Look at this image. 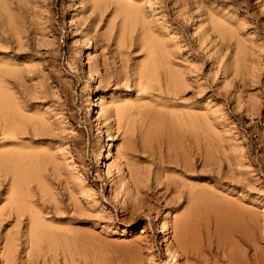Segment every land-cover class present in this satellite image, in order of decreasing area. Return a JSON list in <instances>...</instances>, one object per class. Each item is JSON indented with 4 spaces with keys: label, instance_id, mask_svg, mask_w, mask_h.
Listing matches in <instances>:
<instances>
[{
    "label": "rangeland",
    "instance_id": "obj_1",
    "mask_svg": "<svg viewBox=\"0 0 264 264\" xmlns=\"http://www.w3.org/2000/svg\"><path fill=\"white\" fill-rule=\"evenodd\" d=\"M0 2L23 20L22 49L0 41V90L22 116L12 129L0 107V264H264V0ZM150 45L156 80L139 77ZM179 122L197 135L167 138ZM166 153L215 174L158 173L196 186L182 247L170 228L188 197L153 183L120 207L127 166L154 182ZM13 156L32 173L15 176Z\"/></svg>",
    "mask_w": 264,
    "mask_h": 264
},
{
    "label": "bare ground",
    "instance_id": "obj_2",
    "mask_svg": "<svg viewBox=\"0 0 264 264\" xmlns=\"http://www.w3.org/2000/svg\"><path fill=\"white\" fill-rule=\"evenodd\" d=\"M20 6H18L19 8ZM11 7H9L8 3L7 4H4L3 2H0V41L2 42V46H6V47H17V50L19 49H22V42H21V39H20V36H21V27L19 26V23L22 24L21 22V17L17 16L15 14L12 13L11 11ZM17 12V11H16ZM23 21V20H22ZM18 23V25H17ZM29 28V30H27V32H29L31 34V39L34 41L35 39V21L32 19L30 20L28 23L25 22ZM22 27H23V24H22ZM24 29V28H23ZM22 37V36H21ZM31 40V42H33ZM156 45V44H155ZM152 46V47H151ZM148 54L150 56V58L146 61V63L142 64L141 65V69L139 71V77H147V78H150L152 80H156L157 79V75H158V71H159V67H160V60L158 58V55H164V51L163 49H161L160 47H154L153 45H150L149 49H148ZM167 55V53H166ZM167 71V70H166ZM165 71V73H166ZM168 72V71H167ZM170 72V73H169ZM169 76L170 78H166L165 79V82H164V87H166L167 90H171L172 93L175 92V91H179V89L181 88L180 86V82H178L177 80V74L175 72H173L172 70H169ZM193 72V71H191ZM189 74V71L187 72V75ZM92 77V76H91ZM90 77V78H91ZM175 88V89H174ZM2 90H0V107H1V111L2 113L4 114V118L7 120V123H10L11 125L13 124L12 126V129L15 127L16 124L19 125V123L22 121L20 115L18 114L17 112V109L13 103V101L8 98V96L6 94H4V92H1ZM186 117V116H185ZM188 118V117H186ZM175 120H177V118H174ZM30 120V119H29ZM30 123V122H29ZM184 124V123H183ZM183 124H179L176 126L175 129H172L171 127V130L169 131L168 133V129L170 128H167L166 129V133L167 134V138L168 136L171 134L172 137L174 139L177 140L176 136H179L177 135L178 133L180 135H182V130H185L183 127L185 126V128L189 131V133L194 137L197 135V128L194 127L192 124H189V125H183ZM7 128V127H6ZM5 128V129H6ZM174 128V126H173ZM160 129V128H158ZM158 129H155L154 131H157ZM200 129V128H199ZM6 131V130H5ZM174 131V132H173ZM178 131V132H177ZM208 131V130H207ZM202 132V131H201ZM205 134V133H204ZM100 135V134H99ZM166 138V139H167ZM99 140V139H98ZM163 140V139H162ZM160 140V142L162 141ZM172 140V139H171ZM165 141V140H164ZM179 142V141H178ZM177 144V142H174ZM167 144V143H166ZM172 144V143H171ZM182 144H180L181 146ZM165 146V144H164ZM168 147V146H167ZM166 147V148H167ZM172 148V147H171ZM181 148V147H180ZM193 149V151L196 149L198 150L199 147L198 145H194L191 147ZM162 149V147H161ZM175 149V148H174ZM173 149V150H174ZM209 149V148H208ZM169 150V149H168ZM180 150V149H178ZM166 151V150H165ZM205 151V150H204ZM210 151V150H209ZM161 152V151H160ZM163 152V151H162ZM169 152V151H168ZM176 152V151H175ZM206 152V151H205ZM170 153V152H169ZM169 153H166V155L168 154V157L166 159H163L161 158L160 156L158 157L159 159V163H161L160 167L157 168V171L155 173V176H154V182H153V178L151 179V181H148V182H143L142 179L140 178V176H138V174L136 172H134V170H132L131 167H129V165L127 166V170H128V176L130 177V183L131 185L129 186H126V185H123L124 186V189H123V193L126 195L125 197L126 198V202H123V204L120 206L121 209H127L129 210L130 208L132 210H134V208H136V205L138 204H141L142 203V200H145L143 199L142 195H144V192H147L149 193V195L152 193L155 194V190L154 188H156L153 183H155L156 185L162 183L159 181V178H158V173L159 172H162L164 170V163L168 162L170 164H173V166L175 167H178L180 170V172H182L183 175H187V176H195V177H210L212 178L215 174L212 172L213 169L209 168V169H201L200 172H196L195 170L192 169L191 165H190V161L188 162L186 160L185 161H181L178 159V156H174L173 159L169 156ZM195 153V152H194ZM164 154V153H162ZM207 155V154H206ZM2 156V155H1ZM186 156V155H185ZM202 156V155H201ZM209 156V155H208ZM200 157V156H199ZM204 158V157H203ZM155 159V158H154ZM200 159V158H199ZM205 159V158H204ZM203 159V160H204ZM209 159V158H208ZM207 160V159H206ZM10 161V163L12 164V171H13V174L16 176L17 173L18 174H24V175H28L30 173H32V171H30V168L28 167V165H25L24 161L17 157V156H13L11 158H9L8 162ZM208 161V160H207ZM102 162V161H101ZM203 162V161H202ZM103 163V162H102ZM101 163V164H102ZM205 164V163H204ZM203 164V165H204ZM206 165V164H205ZM5 166V165H4ZM177 170V169H176ZM27 173V174H25ZM153 173V172H152ZM194 173H196L194 175ZM218 173V172H217ZM216 173V174H217ZM181 176V175H180ZM189 176V177H190ZM186 183V182H185ZM117 185V184H116ZM121 186V185H120ZM184 186V184L182 183H179V182H175L173 180L171 181H166L165 183H162V189L164 190L163 194L166 193V192H177L178 195H175V199H172V203L173 204H176L178 203L180 200H182L184 202L185 199H187L188 197V202L186 201V203L188 204H185L186 205V209H185V212L178 216L176 219H175V222L174 224L172 225V227L170 228L171 229V235H173V239H174V242L175 243H180L181 247H182V244H181V241L183 240L184 242V238L188 237L189 234L193 233V219L194 217L197 216V212L196 211V207H195V199L197 198V192L194 191V188H196V186H193L192 187V190H189V192H187V194L184 192V190L182 189V187ZM47 187V186H46ZM201 187V186H200ZM204 189V188H203ZM206 189V188H205ZM158 190V189H157ZM187 190V191H188ZM14 191L16 192V195L17 197L20 196L19 194V191H18V188L14 189ZM207 191V190H206ZM205 191V192H206ZM213 191V190H212ZM160 192V191H158ZM168 192V193H169ZM171 192V193H172ZM203 192V191H202ZM201 192V195L204 196V194ZM134 195L135 198H136V201L133 200V198L131 197V195ZM15 195V196H16ZM200 195V194H199ZM207 195V200H209V197H211L212 195H208V193L206 194ZM215 195V194H214ZM218 196V195H217ZM116 196H114L113 198H115ZM160 197V196H159ZM196 197V198H195ZM206 197V196H205ZM214 197V196H213ZM223 197V196H222ZM112 198V199H113ZM164 198V197H163ZM162 198V199H163ZM198 199V198H197ZM57 200V199H56ZM164 200V199H163ZM171 200V198H170ZM214 200V199H213ZM117 201V200H116ZM114 200V202H116ZM162 201V200H161ZM168 201V200H167ZM225 201V200H224ZM28 202V201H27ZM113 202V203H114ZM163 202V201H162ZM214 202V201H213ZM119 204V203H118ZM117 204V205H118ZM144 204V203H143ZM183 204V203H182ZM119 206V205H118ZM140 206V205H139ZM181 207V206H180ZM199 207V206H198ZM151 208V207H150ZM155 208V207H153ZM174 208V207H173ZM177 208V207H176ZM12 209V208H11ZM59 209V208H58ZM156 209V208H155ZM154 209V210H155ZM159 209V208H158ZM217 209V208H216ZM54 210H55V207H54ZM149 210V209H148ZM14 211V210H13ZM152 211V210H151ZM228 211H232L231 208L230 210L227 209V212ZM28 212V211H27ZM60 212V211H59ZM150 212V210L148 211ZM159 213V210H155V216L154 218H156V215ZM29 214V213H28ZM181 214V213H180ZM148 215V214H147ZM146 216V214H145ZM150 216V215H149ZM231 217V216H230ZM244 217V216H243ZM242 217V218H243ZM256 218V217H255ZM219 219V218H218ZM223 219V218H222ZM198 220V219H197ZM237 222V221H236ZM36 225H39L38 224V221L35 222ZM172 223V222H171ZM239 223V222H238ZM197 225V224H196ZM196 233V232H195ZM200 233V232H199ZM194 237V236H193ZM173 242V241H172ZM171 242V243H172ZM173 245V244H172ZM185 245V244H184ZM183 245V246H184ZM173 248V247H172Z\"/></svg>",
    "mask_w": 264,
    "mask_h": 264
}]
</instances>
